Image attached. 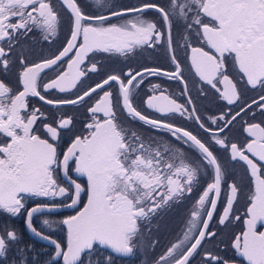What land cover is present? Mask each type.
Listing matches in <instances>:
<instances>
[{"label":"snow or ice","instance_id":"snow-or-ice-1","mask_svg":"<svg viewBox=\"0 0 264 264\" xmlns=\"http://www.w3.org/2000/svg\"><path fill=\"white\" fill-rule=\"evenodd\" d=\"M61 2L73 17L66 47L52 59L31 66L25 64L20 74L22 91L13 95L11 89L0 81V133L9 138L8 143L0 144V209L16 215L24 209L23 201L27 194L42 197L65 195L68 190L57 184L54 173L62 167L67 174L69 162L74 161L75 171L87 176V203L76 215L63 221L68 230L67 250L64 251L55 241L53 243L56 244V256H62L64 264H78L82 253L92 250L96 245L108 247L118 254L131 255L142 236L141 225L170 201L179 199L185 192H191L200 166L186 162L182 154H173L159 143L145 140L136 131L122 126L113 106L111 91H103V95L89 109L93 119L87 125L88 134L77 136L60 160L56 144L42 139L34 132L33 126L43 113L33 109L22 114V110L28 108L27 98L30 95L45 100L39 91L40 73L75 50L67 63V70L43 85L45 90L55 88L67 91L75 88L87 75V71H97L94 63L87 71L81 68L89 53L94 51L127 55L137 47L164 39L166 35L169 51L172 52V25L175 20L185 24L186 34L183 39L190 49V63L195 73L232 104L239 99V93L236 83L226 74V57L232 58L248 84L264 87V0H171L168 10L155 4H143L139 8L125 10L128 13H142L146 9H155L163 18L166 33L160 31L155 22L142 19L139 15L124 24H106L109 17L85 15L76 0ZM95 2L103 5L104 0ZM125 12H112L111 16L119 17ZM13 20L16 22L13 23ZM59 22L51 0H0V64L7 68L9 61L2 58L12 51V42L18 38L17 34L27 35L37 29L48 39L57 34ZM187 32H194L197 39L210 50L191 46ZM4 42L7 43V49L3 46ZM172 60L175 64L174 72H162L155 68L143 71L183 82V70L174 52ZM21 63L25 62L21 60ZM127 75V82L120 76L110 75L75 100H47L46 103L75 104L98 89H104L110 82H116L119 85L121 106L129 117L156 129L166 128L174 137L182 134L185 143L191 142L199 149L202 153L201 160L214 171L213 182L207 185L194 205L192 220L183 239L172 244L156 261V264H188L189 258L206 236L214 235L207 232V229L221 194L224 178L222 167L209 147L192 132L162 120L150 119L138 111L133 105L132 96L133 88L140 83L134 84V81L142 73L133 74L129 71ZM218 84L222 85V89L217 88ZM184 86L187 90L186 82ZM154 87L158 88L159 85ZM261 100L264 101V97ZM146 104L163 114L187 113L189 118L192 117L184 105L165 95L163 91L159 95L149 96ZM192 112H195L194 106ZM99 114L103 115V119ZM235 118L232 116L231 120L225 121L224 128ZM195 119L200 118L196 116ZM219 119L224 120V116L221 115ZM215 122L216 118H213V123ZM71 124V118H65L56 127L46 124L44 128L55 141L59 136L58 129L67 128ZM224 128L218 131L223 132ZM246 130L254 138L246 145V151L264 162V126L251 124ZM213 138L220 146L228 147L224 139L215 138V133ZM230 149L232 158L245 161L251 170V176L255 178L254 194L250 198L247 219L244 221L246 230L235 237L234 247L249 264H264V231H257L258 226L264 225V175L261 174L260 166L245 155V149L235 143L230 145ZM71 183L75 192L70 206L75 207L85 189L75 181ZM230 193L219 220L222 225L229 219L237 197L238 188L235 183L230 185ZM208 204L210 210H206ZM46 207L48 206L37 205L27 212L29 228L33 214L42 212ZM202 213L207 218L203 219L197 238L173 262L170 258L182 251L183 246L191 239L192 233L201 223ZM235 219L239 220V217ZM44 224H49V221L45 220ZM32 231L36 235H42L35 228ZM42 238L50 239L46 236ZM15 240V232L8 231L5 235H0V256L6 253L8 242ZM211 259L220 261L219 257ZM221 264H228V261H222Z\"/></svg>","mask_w":264,"mask_h":264},{"label":"flooded vegetation","instance_id":"flooded-vegetation-1","mask_svg":"<svg viewBox=\"0 0 264 264\" xmlns=\"http://www.w3.org/2000/svg\"><path fill=\"white\" fill-rule=\"evenodd\" d=\"M76 2L87 16L109 17L105 21L106 24H124L134 20L139 15L142 19L155 22L158 29L166 33L163 18L155 9H146L142 13H128L125 10L139 8L143 4H155L168 10L171 0H104L103 5H98L95 0H76ZM51 4L59 16L57 34L48 39H45V34L37 29H33L27 35L17 34L18 38L12 42V51L7 57L2 58L7 59L9 63L7 68L0 64V81L11 89L13 95L23 90L20 74L25 64L31 66L54 58L66 47L67 41L70 39L73 26L70 10L62 4L61 0H51ZM112 12H125V14L113 17L111 16ZM12 22L15 23L16 21L13 20ZM185 34V24L174 20L172 25V52L169 51L166 35L164 39L151 45L137 47L127 55L94 51L89 53L81 68L87 71L94 63L97 66V71H87V75L81 79L77 86L67 91H60L55 88L45 90L43 85L56 79L60 73L67 70V63L75 52L73 50L69 56L62 58L56 65L40 73L38 78L39 91L45 100L31 95L27 98L28 108L22 110V114L31 112L33 109H38L39 113H43V116L33 126L34 132L42 139H48L56 144L60 160L63 159L64 153L71 147L77 136L82 137L88 134L87 125L93 119V114L89 109L103 95V91H111L113 106L122 126L136 131L145 140H153L159 143L173 154H182L186 162L200 166L192 191L185 192L179 199L170 201L168 205L159 209L141 225L142 236L131 255L125 256L115 253L108 247L96 245L92 250L82 253L78 264H156L159 257L164 255L172 244L183 239L192 220L191 212L195 210L194 205H196L207 185L212 183L214 179V171L211 166L204 164L201 160L202 153L191 142L185 143L182 134L174 137L166 128L156 129L143 121L129 117L121 106L119 85L116 82H110L104 89H98L89 97H85L83 101H78L75 104L53 105L46 103L47 100H75L84 91L102 83L110 75L120 76L122 80L127 82L129 71L133 74L142 73L141 76L137 77V81H134V84L140 82L138 87L133 88L132 101L134 107L150 119L162 120L192 132L209 147L222 167L224 178L221 184V194L217 199V207L213 212L212 219L208 222L207 229V232L214 233V235L206 236L189 258L188 264H221L222 261H228V264H249L247 259L235 249L234 241L237 235L246 230L244 221L247 219L250 198L254 194L255 178L251 176V170L245 161L232 158L230 145L235 143L241 149H245V155H248L260 166L261 174L264 175V162H260L258 157L246 151V145L254 139L246 130L248 125L260 124L264 126V107L261 106L264 105V101L261 100V97H264V87L259 85L253 87L248 84L246 77L235 67L232 58L226 57L224 61L226 74L236 83L239 93V99L229 104L222 98L220 92L208 85L195 73L190 63V49L183 39ZM187 35L191 41V46L204 47L206 51L210 50L206 44L197 39L194 32H187ZM3 46L7 49L6 42L3 43ZM173 52L183 70V82L165 75L149 74L143 71L146 68H155L162 72H174ZM21 60L25 63L22 64ZM184 82L187 83V90H185ZM155 85H159V87L156 88ZM217 88L222 89V85L218 84ZM162 91L179 104L184 105L192 117L189 118L187 113L184 115L179 113L163 114L149 108L146 104L147 98L152 95H159ZM254 101L255 103H253ZM193 106L195 112H192ZM241 109L244 110L241 111ZM237 113L239 115H236ZM99 115L103 119V115ZM221 115L224 116V120L219 119ZM196 116H199L200 119L196 120ZM232 116L236 118L224 128L225 121L231 120ZM65 118H71L72 124L67 128L58 129L59 136L53 141L46 132L44 125L51 124L56 127L59 121ZM213 118H216L215 123H213ZM220 128H224V131H218ZM207 129L212 131L209 132ZM213 133H215L216 139H224L228 147L217 144L213 138ZM8 142L9 138L0 133V144ZM54 175L57 184L68 190L65 195L42 197L27 194L23 201L24 209L16 215L0 209V235H5L8 231L15 232L17 235V240L8 242L6 253L0 256V264H64L63 257L56 256V245L44 243L34 238L27 229V212L37 205H47L49 210L33 215L31 223L36 230L60 244L64 251L67 250L68 230L63 221L76 215L87 203V176L75 171L74 161L69 162L67 174L60 167ZM71 181H75L85 189L75 207L70 206L75 192ZM233 183L238 188L237 197L233 202L229 219L222 225L219 220L227 206V199L231 194L230 185ZM52 207L63 208L52 211L50 210ZM206 210H210V204L206 205ZM237 216L239 220L235 219ZM206 218V215L202 213L201 223L192 233L191 239L186 242L182 251H178L173 258H170L173 262L187 251L191 243H194L202 227V221ZM45 220L49 221V224H44ZM257 231H264V225L258 226ZM6 255L10 256V259H6ZM211 257H219L220 261L212 260Z\"/></svg>","mask_w":264,"mask_h":264},{"label":"water","instance_id":"water-1","mask_svg":"<svg viewBox=\"0 0 264 264\" xmlns=\"http://www.w3.org/2000/svg\"><path fill=\"white\" fill-rule=\"evenodd\" d=\"M49 209H48V207L47 208H44L43 209V211H48ZM50 210H56L55 208L53 209V208H51ZM40 213V212H39ZM34 214H36V213H34ZM33 214V215H34ZM32 228H33V226H32V223H31V228H29V226H28V222H27V229H28V232L31 234V236H33L34 238H36V239H38V240H41V241H43V242H45V243H49V244H51V245H56L55 243H53V240L50 238V239H44V238H42V237H44L45 235H36V233L35 232H33L32 231ZM36 230V229H35ZM36 232H38L37 230H36ZM38 233H40V232H38ZM47 237V236H46Z\"/></svg>","mask_w":264,"mask_h":264},{"label":"trees","instance_id":"trees-1","mask_svg":"<svg viewBox=\"0 0 264 264\" xmlns=\"http://www.w3.org/2000/svg\"><path fill=\"white\" fill-rule=\"evenodd\" d=\"M5 257H6V259H10V256H7V255H6ZM5 257H4V258H5ZM6 259H5V260H6ZM10 261H12V260H10ZM6 262H7V261H6Z\"/></svg>","mask_w":264,"mask_h":264}]
</instances>
